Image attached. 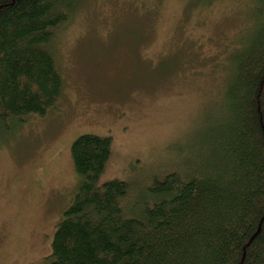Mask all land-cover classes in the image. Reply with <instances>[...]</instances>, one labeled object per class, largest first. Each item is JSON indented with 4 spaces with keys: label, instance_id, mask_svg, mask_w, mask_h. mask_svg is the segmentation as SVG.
<instances>
[{
    "label": "rangeland",
    "instance_id": "obj_1",
    "mask_svg": "<svg viewBox=\"0 0 264 264\" xmlns=\"http://www.w3.org/2000/svg\"><path fill=\"white\" fill-rule=\"evenodd\" d=\"M249 3L81 0L52 43L63 81L56 108L0 132V264H47L79 185L70 156L77 136L110 139L99 183L126 182L129 209L161 171L184 165L181 150L201 141L198 129L221 107Z\"/></svg>",
    "mask_w": 264,
    "mask_h": 264
},
{
    "label": "trees",
    "instance_id": "obj_2",
    "mask_svg": "<svg viewBox=\"0 0 264 264\" xmlns=\"http://www.w3.org/2000/svg\"><path fill=\"white\" fill-rule=\"evenodd\" d=\"M249 1L247 25L227 55L218 113L200 126L193 150L180 151L184 165L161 171L133 209L126 182L99 183L110 139L75 138L79 185L47 264H264V0ZM80 2L0 0L1 134L56 108L63 81L52 43Z\"/></svg>",
    "mask_w": 264,
    "mask_h": 264
}]
</instances>
